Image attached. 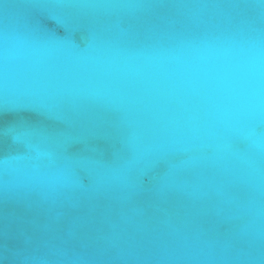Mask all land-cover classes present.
<instances>
[{
  "label": "water",
  "instance_id": "water-1",
  "mask_svg": "<svg viewBox=\"0 0 264 264\" xmlns=\"http://www.w3.org/2000/svg\"><path fill=\"white\" fill-rule=\"evenodd\" d=\"M0 264H264V0H0Z\"/></svg>",
  "mask_w": 264,
  "mask_h": 264
}]
</instances>
